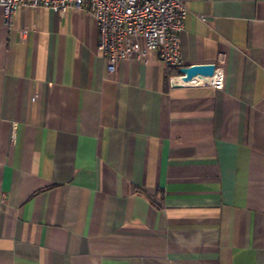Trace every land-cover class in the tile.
<instances>
[{
	"label": "crops",
	"instance_id": "crops-1",
	"mask_svg": "<svg viewBox=\"0 0 264 264\" xmlns=\"http://www.w3.org/2000/svg\"><path fill=\"white\" fill-rule=\"evenodd\" d=\"M186 6L183 67L220 86L109 74L84 13L0 9V264H264V0Z\"/></svg>",
	"mask_w": 264,
	"mask_h": 264
},
{
	"label": "built area",
	"instance_id": "built-area-1",
	"mask_svg": "<svg viewBox=\"0 0 264 264\" xmlns=\"http://www.w3.org/2000/svg\"><path fill=\"white\" fill-rule=\"evenodd\" d=\"M188 0H0L3 23L11 29L12 16L21 9L50 10L61 17L68 11L91 18L98 33L97 51L106 72L123 61L147 64L152 55L166 68H182L179 35L188 14ZM205 22L204 17H199ZM28 31L21 29L23 39ZM216 72L214 78L220 76ZM212 86L220 84L208 83Z\"/></svg>",
	"mask_w": 264,
	"mask_h": 264
},
{
	"label": "water",
	"instance_id": "water-1",
	"mask_svg": "<svg viewBox=\"0 0 264 264\" xmlns=\"http://www.w3.org/2000/svg\"><path fill=\"white\" fill-rule=\"evenodd\" d=\"M221 65H191L182 67L178 70V76L171 77L169 84L172 88L183 86H195L199 78L212 79L215 77L216 72H219Z\"/></svg>",
	"mask_w": 264,
	"mask_h": 264
},
{
	"label": "bare ground",
	"instance_id": "bare-ground-1",
	"mask_svg": "<svg viewBox=\"0 0 264 264\" xmlns=\"http://www.w3.org/2000/svg\"><path fill=\"white\" fill-rule=\"evenodd\" d=\"M197 83H213V84H217L218 83V79L217 78H212V79H205V78H199L196 80Z\"/></svg>",
	"mask_w": 264,
	"mask_h": 264
},
{
	"label": "trees",
	"instance_id": "trees-1",
	"mask_svg": "<svg viewBox=\"0 0 264 264\" xmlns=\"http://www.w3.org/2000/svg\"><path fill=\"white\" fill-rule=\"evenodd\" d=\"M176 69H177L176 74H178V70H179L180 68H176Z\"/></svg>",
	"mask_w": 264,
	"mask_h": 264
}]
</instances>
